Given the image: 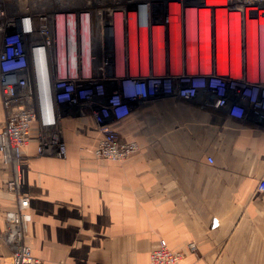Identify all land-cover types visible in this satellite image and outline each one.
<instances>
[{
  "label": "crops",
  "instance_id": "crops-1",
  "mask_svg": "<svg viewBox=\"0 0 264 264\" xmlns=\"http://www.w3.org/2000/svg\"><path fill=\"white\" fill-rule=\"evenodd\" d=\"M75 109L63 105L55 126L32 124L18 192L7 187L14 163L0 153L1 258L14 246L6 213L23 196L32 215L25 244L41 264H147L161 239L184 253L182 264H264L263 123L196 100L149 99L117 125L139 150L101 162L92 154L99 127ZM4 121L0 87V132Z\"/></svg>",
  "mask_w": 264,
  "mask_h": 264
},
{
  "label": "built area",
  "instance_id": "built-area-1",
  "mask_svg": "<svg viewBox=\"0 0 264 264\" xmlns=\"http://www.w3.org/2000/svg\"><path fill=\"white\" fill-rule=\"evenodd\" d=\"M169 3L181 5V11L184 7L186 16L187 11H194L196 19L199 10H213L210 16L212 40L214 44L215 41L218 43L220 20L227 27L229 49L232 48L236 36L234 24L241 21L246 27L247 22H253V29L250 32L245 30L244 33L246 45L243 55L248 57L246 73L242 71L240 77H234L227 71L225 76H219L213 68L217 77L214 81L208 79L210 75H207L208 72L204 74L201 68L200 73L181 77L178 85L177 76L169 79L165 75H155V67L150 69L155 73L153 76H146L142 71H139L140 75H134L131 63L121 69L116 62L112 73V68L105 61L103 64L99 63L101 65L95 64L93 70L100 67L98 70L102 71V76L98 73L100 77L94 78L90 63L87 67L86 55L80 56L74 66L71 57H64L61 61L56 55L54 77L51 65L49 70L47 68L46 55H34L31 51V74L28 73L27 55H2L0 85L5 121L0 132V153L5 163H14L15 170L13 178L8 182V190L18 192L20 187L21 173L17 161L21 158L22 149L30 143L32 124L38 121L42 127L55 126L63 112V105H68L71 109L81 106L89 111L102 134L101 141L92 152L93 157L101 162L122 163L139 150L135 141L121 140L117 125L131 116L136 104L159 98L161 95L187 101L196 100L204 108L225 113L231 118L251 117L264 124V25L259 20L264 19V0H169ZM146 6L145 2H140L136 8L141 7L143 10ZM218 9L225 13L219 15ZM250 9H255L256 14L247 18L246 11ZM185 11L182 14L185 15ZM168 18V25L165 22L157 25L169 27L172 16ZM21 28L23 32V18ZM249 39L252 41L250 46ZM250 53L257 55L251 67ZM48 58L50 64L49 55ZM42 60H45V70L41 66ZM229 65L233 72L231 66L234 67V64ZM256 71H260L257 78L254 74ZM225 78L228 79L227 82H223ZM49 79L52 82L51 89L48 85ZM39 150L42 151L41 148ZM58 155L64 156L63 146L59 147ZM208 160L211 164L214 163L212 158ZM257 189L264 193V179L259 181ZM29 202L28 197L19 196L17 206L6 213L7 236L14 246L11 257H0V264H41L33 249L25 244L28 226L32 220ZM195 249V244L191 243L189 250L193 252ZM183 259V252L171 249L167 241L161 239L147 264H182Z\"/></svg>",
  "mask_w": 264,
  "mask_h": 264
},
{
  "label": "rangeland",
  "instance_id": "rangeland-1",
  "mask_svg": "<svg viewBox=\"0 0 264 264\" xmlns=\"http://www.w3.org/2000/svg\"><path fill=\"white\" fill-rule=\"evenodd\" d=\"M140 2H145L147 4L146 16L148 17V24L151 29V30L149 29L150 53H148L149 54L148 55L149 57L147 56L148 59L146 58L149 62L145 60V57H143L141 55V52L139 51L141 50L140 49L141 46L139 45V42L141 43L144 39L143 36L140 35L141 32L139 33V39L137 42L138 54L132 55L131 53V49H132L131 35L133 33V25H131L130 22L132 21V24L133 22H135L133 18H136L137 21L136 13H134L133 11L136 10V7ZM181 8H182L181 5L171 4L169 3V0H0V57L2 55H27V59L29 61L28 73L31 74L33 68L30 60V55H32L31 48L34 46L33 44L36 43L48 44L51 51V55H49L50 65L53 75L55 77V61H56V55L59 56L58 44H60V49L63 48V55L59 56L61 58V61L64 59V57L66 59L68 57H71V59L74 60V62H76L77 59H80V56H82V54L84 55V49H85V53L87 56V67H89V63H90L91 72L92 71L94 72L93 74L94 78H98L102 76L101 75L102 71L98 70L100 67L98 69L93 70L95 64H99V63L103 64V62L106 61V63L112 68V73H114V66H116V62L120 68L123 67V64L126 65V67H128L130 66L129 64L131 63L132 64L131 68L132 70H134L133 73L132 71L131 73L134 75H140L139 71H142L145 73L146 76L147 75L153 76L155 73H153L150 69H152V67L153 68L155 67L157 73L155 75L158 74L165 75L166 78L169 79H171L174 76H177L178 79L177 83L179 85L181 83L180 81L181 77L182 78L186 77L187 74L192 75L193 73L195 74L200 73L201 68L202 70H204L202 64L203 65L205 64L204 62L201 64L196 61L197 59L199 60L198 55L197 57L190 58L187 53L188 43L193 44L194 42H196L198 43V45H200L201 43L199 37L200 13L197 12L198 19H196L194 11H187V16H186L185 8L183 7V11H185V15L184 13L182 14L183 11H181ZM174 13L176 14V16H174ZM25 16L30 17L32 19L35 29L34 35L30 37L25 35L22 32V28H21V18ZM170 16H172L171 22L173 21L175 22V24H178L182 27V31H181L182 35L180 36V38L182 40V43L184 44L183 45L184 55L183 58L181 59L182 64L178 68L175 67L174 65L175 64V61L173 62V60H175L174 57L170 55V53L172 54L171 45L172 42L175 40V38L172 37V35L170 34L169 27H166L164 25L163 26L153 25L155 23L156 24H160L164 22L165 24L168 23V20L166 21V19H169L168 17ZM114 17L118 18L117 21L118 26L116 25V21H114ZM128 18H129V22L126 23L125 20L127 19L128 21ZM171 22L169 26L172 24ZM116 26L118 28L117 29L118 31H122L125 29V31L127 32L125 35V38L127 36L126 41L122 39V37L120 39H117L116 36H114V32L112 30H115ZM157 29L165 31L164 41H167V43L165 42L166 44L164 45L165 50L162 51L165 54L163 55L164 57L163 56L160 57V55L154 56L156 55L154 52L155 50L154 43L159 42L160 39L159 36L156 37L155 30L157 31ZM252 29L253 28L250 29L247 27L245 30L246 31L248 30V32H250V30ZM103 31H104V35H101L103 34L102 33ZM107 31H108V35L106 36L107 38L106 41L104 36H105V32ZM73 45L78 46L79 50L81 51L80 55H76V56L73 55L72 53V50L74 49V48L72 49ZM214 45H213L214 61L212 66L213 68H215V71L217 70V74L219 76H225V74H227V71H229V73L232 74V76L234 77H240L241 74L239 73H241L242 71L246 73L247 67H245V65H246V61L248 60V57H246L247 55L246 56L244 55L245 58L243 59L242 65L239 68L240 70L232 72L230 65L228 64L226 67L227 71L224 72V61L218 56V52H217L218 43H216L215 41ZM245 45L246 44H244V47ZM87 46H89L91 50L89 53L86 51ZM69 48L71 49L70 51H68ZM102 48L106 50H101ZM122 48H124V51ZM249 58L251 60L250 62V67H251L252 61L253 59H255V57L250 53ZM142 59H144V61H142ZM134 61H136L135 63L138 64H135ZM196 62L199 64L195 66L194 64ZM146 63H149L147 64L148 68H146L147 67L145 65ZM136 65H138V67H136ZM174 67L176 69H174ZM231 67L233 69H236L235 65L234 67L233 66ZM157 69H161V70L158 71ZM210 71H208L207 74L210 75L208 79H214L215 81L217 78L215 76L216 73L214 74V69L212 70V73ZM205 72L206 71H204V73ZM98 73H100V76ZM254 74L256 75L255 78H257L259 77L258 74L260 75V71H256ZM250 78L252 77L250 76ZM227 81H228L227 78L223 79V82H227ZM33 89H34V85H33ZM1 93H2V88H1ZM160 97H162V95ZM75 110L76 109L74 108L71 109L70 111L75 112ZM119 136L121 138V134H119Z\"/></svg>",
  "mask_w": 264,
  "mask_h": 264
},
{
  "label": "bare ground",
  "instance_id": "bare-ground-1",
  "mask_svg": "<svg viewBox=\"0 0 264 264\" xmlns=\"http://www.w3.org/2000/svg\"><path fill=\"white\" fill-rule=\"evenodd\" d=\"M146 9V8H144ZM144 9L142 10L141 7L138 9L136 8L135 11H133L134 13H136V16H137V21H136V18H133V20L135 22H133L132 24V21L130 22L131 25H133V33H132V38H131V53L132 55H137L138 54V39H139V33L141 32V36H143V41L140 43L139 42V45L141 46V50H139L141 52V55L143 57H145V60H147V56L149 55L148 53L149 52V29H150V26L148 24V17L146 16V10L144 11ZM200 13V45H198V43L194 42L193 44L191 43H188V46H187V53H188V56L190 58H194V57H199V60L197 58L196 61L199 62V63H205L204 65L202 64L204 70L203 71H210L213 70V40H212V30H211V20H210V16L211 14L213 13V10L211 9H201L198 11ZM190 13V12H189ZM217 13L219 15H222L225 13L224 10H217ZM254 13L256 14L255 12V9H250V10H247L246 11V14H247V18L250 16V15H254ZM127 14V13H126ZM125 14V15H126ZM124 15V14H122ZM129 17V16H128ZM30 17H23V21H24V29H23V33L27 36H33L34 33H35V29H34V25H33V21L30 19ZM127 18V17H126ZM125 20V19H124ZM260 20V23L264 25V19L261 18L259 19ZM114 21H116V25L118 26V18L117 17H114ZM113 21V22H114ZM199 21V20H198ZM125 22H129V18H128V21L127 19L125 20ZM172 24L169 26V29H170V34L172 35V37L175 38V40L172 42V45H171V52L172 54L170 53V55H172L174 57L175 60H173V62L175 61V67H179L182 63H181V59L183 58V43H182V40L180 38V36L182 35L181 31H182V27L178 24H175V22H171ZM256 23V22H255ZM258 23V22H257ZM115 25V24H114ZM155 26H161V25H157L156 23L153 24ZM117 26L115 28V30H112L114 32V36H116L117 39H120L122 37V39H124L126 41L127 39V36L125 38V35H126V31L125 29L122 30V31H118L117 29ZM128 26V25H127ZM254 26V23L253 22H247V25L246 27L243 26V23L241 21H238L236 24H234V33L236 34L233 42H232V48L229 49V43L227 42V39H226V33H227V27L225 24H221L220 20H219V24H218V48H217V52H218V56L223 59L224 61V72L227 71V65L232 63L235 65V68L236 69H233V71H238L240 70V66L242 65V61H243V58L245 57L243 55L244 53V44H245V37H244V30L248 27V28H253ZM114 27V26H113ZM123 28V27H122ZM127 28V27H126ZM154 28V27H153ZM156 28V27H155ZM198 28V27H197ZM109 29V28H108ZM111 29V28H110ZM164 29V28H163ZM151 30V29H150ZM167 30V29H166ZM153 31V30H152ZM137 32V33H136ZM164 30H160V29H157V31L155 30V33H156V37L159 36V42H155L154 43V52L156 55L154 56H158L160 55L163 56L165 55L162 51H164V45L165 42L167 43V41H164ZM184 32V31H183ZM103 34L101 35H104V31L102 32ZM119 33V34H118ZM131 34V32H130ZM138 34V35H137ZM169 34V33H168ZM108 35V31L105 32V40L107 41V38L106 36ZM137 35V36H136ZM152 35V34H151ZM136 36V37H135ZM153 36V35H152ZM129 37V36H128ZM171 37V36H170ZM180 38V39H179ZM151 39V38H150ZM116 40V39H115ZM199 40V39H198ZM121 41V40H119ZM169 41V40H168ZM171 41V40H170ZM251 40L249 39V46L251 45ZM123 43V42H122ZM120 44V43H119ZM126 44V43H125ZM129 44V43H128ZM33 48H31V51L34 53V55H46V60H47V68L49 70L50 68V64H49V58H48V55H51V51H50V48L48 46V44H42V43H36V44H33ZM152 45V44H151ZM117 46V45H116ZM119 46V45H118ZM215 46V45H214ZM125 47V46H124ZM185 47V46H184ZM74 48V49H73ZM129 48V47H128ZM72 53L73 55H80L81 51L79 50L78 46L77 45H73L72 47ZM117 49V48H116ZM121 49V48H120ZM123 51H124V48H122ZM34 50V51H33ZM71 49L69 48L68 51H70ZM101 50H106V49H101ZM119 50V49H118ZM82 51H83V48H82ZM86 51L89 53L91 50H90V47L87 46L86 47ZM120 51V50H119ZM185 51V50H184ZM115 52V51H114ZM121 52V51H120ZM126 52V51H125ZM231 52V53H230ZM83 53V52H82ZM129 53V52H128ZM127 53V54H128ZM58 54L59 56L63 55V48L60 49V44H58ZM70 54V52H69ZM117 54V53H116ZM124 54V52H123ZM125 54V55H127ZM83 55V54H82ZM84 55H86L85 53V49H84ZM118 55V54H117ZM122 55V54H121ZM252 55V54H251ZM231 56V57H230ZM149 57V56H148ZM164 57V56H163ZM254 57L256 58L257 55H254ZM147 58V59H146ZM165 59V58H163ZM133 60V59H131ZM142 61H144V59H142ZM141 61V62H142ZM157 61V59H156ZM136 61H134L135 63ZM147 62H149L147 60ZM195 63L194 65H198L199 63ZM161 63V62H160ZM159 63V64H160ZM43 66V69L45 70V60L43 62L42 60V63H41ZM75 64V62L73 63V65ZM135 64H138V63H135ZM149 63H146L145 65L147 66L146 68H148V65ZM62 65V63H61ZM132 65V64H131ZM124 66V64H123ZM157 66V65H156ZM159 66V65H158ZM136 67H138V65H136ZM135 67V68H136ZM174 67V69H176ZM123 67H121L122 69ZM134 68V69H135ZM205 74V73H204ZM241 74V73H239ZM47 80V79H46ZM48 85L50 86V89L52 87V82H51V79H49V83Z\"/></svg>",
  "mask_w": 264,
  "mask_h": 264
}]
</instances>
